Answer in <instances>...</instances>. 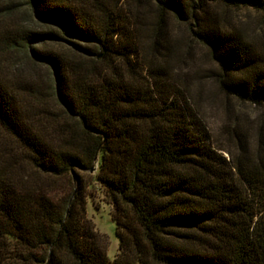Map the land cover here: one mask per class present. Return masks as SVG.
<instances>
[{
  "label": "trees",
  "instance_id": "trees-1",
  "mask_svg": "<svg viewBox=\"0 0 264 264\" xmlns=\"http://www.w3.org/2000/svg\"><path fill=\"white\" fill-rule=\"evenodd\" d=\"M21 1L40 27L0 17V264H264L262 128L252 156L227 160L155 63L170 14L217 64L219 89L264 111L263 56L213 14H264V0H153L159 33L143 0H127L132 17L123 0ZM92 168L112 260L86 217Z\"/></svg>",
  "mask_w": 264,
  "mask_h": 264
},
{
  "label": "rangeland",
  "instance_id": "rangeland-1",
  "mask_svg": "<svg viewBox=\"0 0 264 264\" xmlns=\"http://www.w3.org/2000/svg\"><path fill=\"white\" fill-rule=\"evenodd\" d=\"M143 2L140 11L148 20L153 19L155 15V32L159 33L156 24L161 17L156 1L155 6L153 0ZM8 5L16 7L17 12L12 15L0 13L4 21L10 19L32 30L39 29L40 26L32 18L30 9L21 0H0L2 12L5 10L4 6ZM132 5L133 3L127 0L122 1L123 10L131 17ZM213 14L219 19L222 29L240 34L264 58L263 13L247 8H226L217 5ZM162 19L165 34L157 36L155 63L165 73L166 85H174L180 92L189 108L207 127L210 143L223 149L217 151L221 156L229 160L227 152L238 155L242 151L252 156L257 150L255 143L260 128L264 136V111L252 104L226 96L219 89V69L207 49L194 41L187 27L172 15L167 14ZM141 53L145 56L146 51ZM35 69L42 79L43 89L48 88L49 72L41 67ZM238 140H241L242 148H239ZM96 167L95 165V169ZM93 173H82L83 181L89 184L85 192L86 217L99 236L105 239L107 257L112 260L117 255L119 246L116 226L110 215L111 206L106 203L102 188L92 180ZM66 186L68 180L62 181L59 190H64Z\"/></svg>",
  "mask_w": 264,
  "mask_h": 264
},
{
  "label": "water",
  "instance_id": "water-1",
  "mask_svg": "<svg viewBox=\"0 0 264 264\" xmlns=\"http://www.w3.org/2000/svg\"><path fill=\"white\" fill-rule=\"evenodd\" d=\"M93 171H94V168L91 169V172H93Z\"/></svg>",
  "mask_w": 264,
  "mask_h": 264
}]
</instances>
